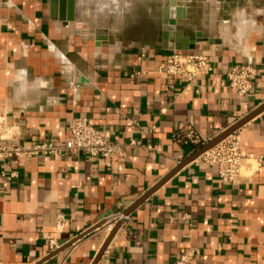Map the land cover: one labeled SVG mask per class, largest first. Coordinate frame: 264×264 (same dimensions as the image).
<instances>
[{
	"label": "crops",
	"instance_id": "crops-1",
	"mask_svg": "<svg viewBox=\"0 0 264 264\" xmlns=\"http://www.w3.org/2000/svg\"><path fill=\"white\" fill-rule=\"evenodd\" d=\"M50 1L0 0V117L17 139L0 145L62 144L79 117L121 154L0 160V264H93L119 221L96 264H173L190 250L191 264H264V112L233 134L243 159L237 183L223 184L197 159L122 217L264 104V0H177L184 36L203 39L182 52L210 61L191 83L155 73L171 50L158 42L162 18H149L150 5L139 20L136 0H74L67 21V7ZM243 64L260 76L240 97L224 73ZM186 127L199 144L174 138Z\"/></svg>",
	"mask_w": 264,
	"mask_h": 264
},
{
	"label": "built area",
	"instance_id": "built-area-1",
	"mask_svg": "<svg viewBox=\"0 0 264 264\" xmlns=\"http://www.w3.org/2000/svg\"><path fill=\"white\" fill-rule=\"evenodd\" d=\"M209 58L193 52L171 50L166 54L155 73L173 83L183 81L191 83L200 73L209 68ZM144 73H136V77L144 76ZM225 78L228 87L238 96H247L253 89V83L260 76L259 70L253 65L243 64L231 66L225 70ZM68 139L62 144L47 141L37 143L32 147L21 145H0V160L12 157H35L49 156L57 153H68L76 157L89 159H112L121 154V147L111 141L93 127L85 118L74 117L66 125ZM175 139H181L185 144L197 145L200 140L197 133L191 127L178 130L174 134ZM0 139L16 143V130L8 125L7 117H0ZM131 148L141 147L140 143L130 141L127 144ZM203 163L216 167L219 180L223 184H235L241 178L242 156L238 142L233 135L215 146L213 149L201 155ZM2 176L6 175L2 173ZM14 177L13 173L6 176L7 179ZM195 251H187L181 254L173 264H191L194 260Z\"/></svg>",
	"mask_w": 264,
	"mask_h": 264
},
{
	"label": "water",
	"instance_id": "water-1",
	"mask_svg": "<svg viewBox=\"0 0 264 264\" xmlns=\"http://www.w3.org/2000/svg\"><path fill=\"white\" fill-rule=\"evenodd\" d=\"M177 0H164V5L162 7V22H161V29L158 33V42L162 44L164 50H177V51H194L195 45L203 41L201 35L199 33L196 34L195 39L189 40L187 37L184 36V25L182 21L185 19V16L182 15V11L179 8H176ZM59 4L61 12H63V8L66 6L68 10V15L65 18L67 21L72 20V7L74 5V0H51L50 5L51 8H55L56 5ZM264 112V104L254 110L252 113L235 123L221 135L213 139L207 145L203 146L199 149L196 153H194L191 157L187 158L185 161L180 163L176 169H174L161 183H159L155 188L151 191L146 193L141 199H139L136 203H134L127 211L122 214V217H127L134 209L140 206L154 191H156L160 186H162L167 180H169L174 174H176L180 169L185 167L186 165L196 161L201 155L208 152L209 150L213 149L215 146L226 140L228 137L235 134L239 131L242 127L246 124L254 120L260 114ZM121 221L108 234L106 241L104 242L101 250L99 251L97 257L93 261V264H96L102 253L104 252L105 248L107 247L108 243L114 236L116 230L119 227ZM105 223H101L91 231L87 232L85 235L93 232L97 228L103 226ZM85 235L76 239L78 241ZM74 241V242H76ZM73 242V243H74ZM56 255V253H52L49 255L45 260L41 261L44 262L49 258ZM40 264V263H39Z\"/></svg>",
	"mask_w": 264,
	"mask_h": 264
},
{
	"label": "rangeland",
	"instance_id": "rangeland-1",
	"mask_svg": "<svg viewBox=\"0 0 264 264\" xmlns=\"http://www.w3.org/2000/svg\"><path fill=\"white\" fill-rule=\"evenodd\" d=\"M127 1V0H125ZM137 2L135 3L136 7H137V11L136 13H133V18L137 17L139 18V20H144L146 19L147 15L145 12L146 6L150 5L151 7H153V12L151 14H149V18L152 17L153 20L155 22H158L160 20L161 14H160V7L162 5V3H164V0H136ZM180 2H184L187 0H179ZM193 1H200V0H193ZM230 1V0H228ZM232 3V1H230ZM131 16L128 15V18H130Z\"/></svg>",
	"mask_w": 264,
	"mask_h": 264
}]
</instances>
